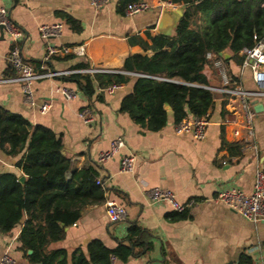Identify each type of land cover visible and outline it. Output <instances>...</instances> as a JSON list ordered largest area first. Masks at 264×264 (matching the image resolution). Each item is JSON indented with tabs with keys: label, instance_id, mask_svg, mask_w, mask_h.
I'll list each match as a JSON object with an SVG mask.
<instances>
[{
	"label": "crops",
	"instance_id": "0c3cea01",
	"mask_svg": "<svg viewBox=\"0 0 264 264\" xmlns=\"http://www.w3.org/2000/svg\"><path fill=\"white\" fill-rule=\"evenodd\" d=\"M117 1L100 0L99 5H93L90 0H0V6L8 9L11 20L23 32L19 48L25 60L35 68V63L41 62V71H37L83 69L72 68L79 62H85V68H105L109 70L107 73L91 75L99 92V82L106 81L112 72H123L121 67L126 56L152 54L137 44H130L129 37H141L149 43L148 33L151 36L172 35L184 10L182 4L166 6V1L146 0L149 9L126 16L117 13ZM57 10L78 19L82 31L72 32L55 14ZM163 11L168 14V19L161 31ZM55 22H61L62 29L60 35L50 42L71 47L66 54L72 57L58 60L54 56L63 58L65 54H54L47 63L43 61L47 41L40 36L38 28L41 24ZM10 48L3 32L0 34V79L15 76L8 61ZM219 56L233 79L244 88L253 89L249 69H241L228 49ZM8 70L12 71L11 75H6ZM203 72L210 86H220L214 67L206 65ZM128 74L130 78L126 83L111 93L102 90L104 100H93L91 107L77 85L61 80L60 76L31 83L34 104L26 102L20 82H0V105L25 117L31 124L46 126L61 135V152L69 158L65 176L68 177L73 170L93 165L105 188L104 200L86 205L80 217L66 226L64 238L50 243L48 248H64L69 256L77 247L86 252L92 239H99L113 248L117 240L125 236L127 221L134 219L154 234L153 248L143 256L129 257L124 261L115 258L112 264H239L241 255L248 257L251 264H263L264 220L245 219L214 198L218 191L226 188L251 190L255 170L263 165L264 112L259 111L253 120L256 147L233 139L232 129L239 124V115L227 106L224 94L218 91H215L217 98L208 112L209 122L203 138L195 139L188 132L176 134V123L169 106L166 124L158 131H149L140 128L126 113L118 111L121 98L131 91L135 80V74ZM62 87L72 89L74 97L65 99L58 91ZM45 102L49 108L41 113L38 107ZM85 108L92 112L90 123H84L80 116ZM116 137L123 139L124 146L111 159L99 164L98 153L109 148ZM222 140L244 145L239 153L231 154L221 145ZM123 155L134 156L130 170L120 167ZM18 158L19 155L7 156L0 151V172L24 176L15 166ZM153 187L170 190L176 200L188 203L183 210L187 217L171 219L168 213L174 210L169 204L151 201L148 190ZM108 201L126 207L127 216L123 222L108 220L105 212ZM22 222L23 219L9 232H0V258L8 253L15 259V264H32L27 259L29 250L24 253L19 249Z\"/></svg>",
	"mask_w": 264,
	"mask_h": 264
},
{
	"label": "trees",
	"instance_id": "16d2710c",
	"mask_svg": "<svg viewBox=\"0 0 264 264\" xmlns=\"http://www.w3.org/2000/svg\"><path fill=\"white\" fill-rule=\"evenodd\" d=\"M133 1L136 0H118L117 13H124L125 6ZM162 1L184 7L174 33L154 36L148 33L149 43L141 37L128 38L130 44L150 50L151 55L126 56L123 72H112L106 81L99 82V92L88 73L73 72L59 77L75 83L91 107L93 100H104L103 88L126 83L128 73L135 74L132 89L121 98L118 111L149 131H158L166 124L168 106L175 123L188 115L199 117L209 112L217 95L208 88L210 84L203 72L206 65L213 67L207 53L219 55L228 49L231 58L241 63L239 51L251 47L264 35L263 0ZM55 14L72 32L82 31L81 22L69 13L57 10ZM70 57L71 54H65L54 59ZM40 64L35 63L36 69L39 70ZM86 66L85 62H79L72 68ZM11 74L12 71L6 72ZM216 77L220 79L217 74ZM221 103L223 107L224 100ZM221 145L229 153L237 154L244 144L222 140ZM61 150L60 134L46 126L31 124L0 105V151L7 156L19 155L15 166L24 174L21 182L13 172H0V232H9L23 219L19 249L24 253L30 250L27 259L32 264H112L115 258L124 261L150 252L155 236L134 219L127 221L125 236L113 248L99 239L90 240L86 252L77 247L69 256L64 248H48L50 243L64 238L66 226L80 217L86 205L102 202L105 193L102 184L95 182L99 174L93 165L73 170L66 177L69 158ZM168 216L186 218L187 212L171 211ZM239 264H251V260L241 255Z\"/></svg>",
	"mask_w": 264,
	"mask_h": 264
},
{
	"label": "built area",
	"instance_id": "2783aa9c",
	"mask_svg": "<svg viewBox=\"0 0 264 264\" xmlns=\"http://www.w3.org/2000/svg\"><path fill=\"white\" fill-rule=\"evenodd\" d=\"M93 5H99L100 0H90ZM264 5V0L262 2ZM171 6V3H165ZM150 8V4L146 0H136L125 6L124 14L133 16ZM0 26L6 34L11 48L8 54V61L15 71V76L1 78L0 82L18 81L22 84V90L26 102L34 104L31 93V83L42 78H55L68 75L73 72H83L90 75L97 73H107L109 70L101 67L83 68L80 70H49L39 72L23 57L19 43L23 38L22 30L11 20L8 9L0 6ZM40 36L47 41L43 61L46 62L54 54H66L72 50L68 46H57L53 44L51 39L57 37L61 33L62 23L55 22L51 24H41L39 26ZM255 38V36H254ZM242 55L240 63L241 69L247 68L251 73L254 83L253 89L244 88L237 80L233 79L229 74V70L223 58L213 53H207V58L212 62L213 67L220 77V86H208L212 91H218L224 94L227 106L239 115V124L232 129V137L234 140L255 145L253 120L259 111L255 109L256 105L263 107L264 112V35L257 39L251 47H243L239 51ZM127 73V72H124ZM118 85H109L102 90L111 93ZM65 99H71L75 93L72 89L62 87L58 89ZM49 108L48 103L39 105L38 110L45 113ZM80 116L84 123H90L93 120L90 109L85 108L81 111ZM208 112L203 116L188 115L175 125L176 134L184 132L190 133L193 138L201 139L205 134V128L208 125ZM230 122H227L229 124ZM124 146L121 137H116L110 143L109 148L98 153L97 162L99 164L111 159L120 148ZM134 156L123 155L120 159V167L123 170H130L133 167ZM102 184L99 178L95 181ZM148 195L153 202H164L169 204L172 210L181 212L188 207V203H182L175 199L172 191L153 187L148 190ZM215 201L223 203L226 208L239 214L245 219L251 221L264 220V165L258 166L254 173V182L250 191L244 192L236 188H226L217 192ZM105 212L111 223H121L126 219L127 209L124 205L114 201L106 203ZM0 264H15V259L8 253H4L0 258ZM264 264V263H263Z\"/></svg>",
	"mask_w": 264,
	"mask_h": 264
},
{
	"label": "water",
	"instance_id": "95a60500",
	"mask_svg": "<svg viewBox=\"0 0 264 264\" xmlns=\"http://www.w3.org/2000/svg\"><path fill=\"white\" fill-rule=\"evenodd\" d=\"M167 19H168V14H167L165 11H163V12H162L161 21H160V26H159V28H160L161 31L163 30L161 26L166 22ZM2 33H3V27L0 26V34H2ZM219 54H222V52H220ZM255 109H256L257 111H261V110L263 109V107H262L261 105H256V106H255ZM19 180H20L21 182H23V180H24V176H23V175L20 176V177H19ZM28 252H30V250H29Z\"/></svg>",
	"mask_w": 264,
	"mask_h": 264
}]
</instances>
